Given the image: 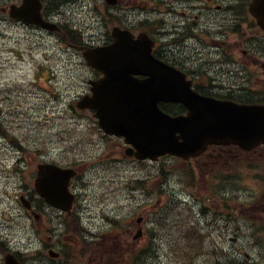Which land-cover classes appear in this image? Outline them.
<instances>
[{"label":"flooded vegetation","instance_id":"obj_1","mask_svg":"<svg viewBox=\"0 0 264 264\" xmlns=\"http://www.w3.org/2000/svg\"><path fill=\"white\" fill-rule=\"evenodd\" d=\"M40 2L41 18L46 22L56 23L59 31H46L25 20L13 18L12 6H23L24 0H0V25L11 24L20 30L44 33L49 36L50 50L61 47V53L68 56V47H75L82 54L87 48L112 43L111 29L114 27L130 31L134 38L145 33L153 41L152 56L184 73L193 91L201 96L243 102L252 101L257 98L256 93L264 92V26L261 29L250 13V0H119L113 8V21L104 22L106 30L98 39L81 45L72 42L67 37L65 25L53 17L52 1ZM23 36L24 34H19L16 41L17 56L13 55L16 62L10 58H2L7 55L0 52V76L6 66L13 65L12 74L16 77L21 75L20 85H24L23 77L27 76L35 80V87L45 88L43 95L36 94V89L33 88L32 94H35L36 101L41 100L42 104L48 105L66 103L71 106L70 98L66 100L62 92L56 93L55 86L52 89L49 87L57 74L55 68L51 69L45 64V58L50 53L45 50L40 54L38 41ZM90 73L85 84L87 91L89 80L103 77L92 69ZM32 83L29 80L28 85ZM2 97L0 96V104ZM21 103L18 102L19 107H22ZM169 106L172 104L160 105L161 108ZM177 112L178 115L185 114L186 110L181 106ZM9 122L12 121L0 116V136L3 139H6L7 132L6 129L2 131L1 125ZM1 141L0 138V145ZM4 152V148H0V153L5 155L0 160V192L2 183L6 184L3 188L5 190L8 183H11L12 189L16 192L18 190V198L25 196L31 207L27 210L20 204V216H15L20 220V229L23 231L17 235L18 242L32 239L36 247L34 252L22 256L17 251H11L19 264H70L72 253L77 254L80 248L88 249V264H91V257L94 258L93 264H152L148 234L153 229V219L150 216L156 208L153 212L150 208L140 210V223L136 221L137 216L136 219L135 216H130L132 222L135 219V227L141 225L143 229V236L139 241L134 240V230H128L125 238L120 239L117 244L108 246L101 243L99 246L98 241L92 244L96 240V234L85 228L80 229L76 220H73L76 216L75 203L69 212H61L49 206L35 192L33 182L32 185L27 184L14 171L13 166L8 165L5 161L7 153ZM121 153L124 155L123 151ZM130 160L134 165L145 164L149 169L147 175L152 173L153 163L139 162L134 158ZM178 161L182 175L188 170L196 177L202 174L206 189L204 197L211 203L209 212L201 211L203 216H208L207 225L215 242L208 246V264H264V145L244 150L235 145L212 144L197 157ZM132 172L134 176L130 181V188L133 201L142 197L150 200L153 193L146 184V178H138L145 181V189L136 188L137 178L133 169ZM29 173L30 178L34 179L35 168ZM162 186L163 181L160 197L155 195L159 199L158 205L165 207V210L168 206H164V203H168V199L167 191ZM2 194L8 196L7 192ZM185 197L183 200L189 201L185 205L191 207L192 216H200L199 198L194 199L188 194ZM0 203V264H5L8 251L3 241L8 238L4 219L8 217V213L3 201L0 200ZM55 221L62 225L69 221L76 223L73 235L60 234L50 228ZM167 247L171 250L173 246ZM98 248L103 249L100 254L95 252ZM155 263L174 264L168 259L163 263L159 257Z\"/></svg>","mask_w":264,"mask_h":264},{"label":"rangeland","instance_id":"obj_2","mask_svg":"<svg viewBox=\"0 0 264 264\" xmlns=\"http://www.w3.org/2000/svg\"><path fill=\"white\" fill-rule=\"evenodd\" d=\"M54 4L53 17L66 24L69 28L76 31L77 39H80L81 44L96 40L100 34L106 29L104 28V22H111L112 9H107L102 0H50ZM103 26V27H101ZM19 34H24V38L31 37L36 39L39 43V52L47 50L50 55L45 58V64L49 68L57 71L55 80L63 85H53L62 91L66 96V100L70 97V94L74 98L82 88L85 87V76L89 73V68L83 61L82 55L75 47H68L67 53L62 54L61 47H55L50 50L48 43L49 36L35 31H25L17 29L11 24L0 25V38L5 35L4 44H7L9 40L16 42L19 38ZM28 35V36H27ZM53 41V40H51ZM54 42V41H53ZM8 58L16 62V57L13 54H8ZM13 65H8L3 69L0 76V84H5V79L8 82V93L6 94L15 103L9 102L5 97H2L1 101L6 106L9 113H19L15 119L9 118L7 120L16 121L20 128L24 130L23 139L29 144L32 143L28 139L26 133H33L37 136V141L32 145L30 153L19 151L15 148L14 144H5L2 147L7 152V158L5 161L8 165H19L20 175L27 184L32 185L33 178H30L29 173L37 164V157L33 156V153H38L40 149H44L43 152L51 150L49 155L54 157L55 162L66 165L71 163V158L75 159L80 166H83L84 172L81 174L79 182L84 184L81 187L83 191L78 200L76 210L80 214L81 222L84 228L92 231L96 234L97 244L114 245L119 242L120 239L125 238L128 234V230H133L132 218L129 216V206L132 209V203L129 201V177L134 176L131 169L134 170L135 175L141 177L144 174L145 169L139 165H134L131 162H125L120 160L119 151L121 145L114 139L101 138L96 130V122L92 114L89 112H74L69 107H54L56 104H52L48 107H44L48 104H42V101H36L35 94H32L33 88L29 85H17L21 75L16 77L13 72ZM42 93L41 90L36 91V94ZM0 96L4 94L0 91ZM51 97V95H49ZM18 102H22L19 107ZM38 102V103H37ZM44 107V108H43ZM62 114V115H61ZM48 117V120L45 118ZM26 132V133H25ZM1 140H4L1 137ZM111 150V151H110ZM109 159L105 152H109ZM12 153L15 156H12ZM5 155L0 153V160ZM46 157V156H45ZM48 158V157H46ZM14 159V160H13ZM49 159V158H48ZM13 160V161H12ZM22 161L21 165L18 161ZM108 160V161H107ZM171 162L166 166V172L176 174L180 168L175 167ZM9 168V166H8ZM9 170V169H8ZM170 181H181L179 175H173L169 177ZM1 184V183H0ZM5 183H2L1 192H4ZM175 188L181 192L179 195L184 196L188 194L191 196V191L188 193L180 187ZM18 192V190H17ZM194 194L199 195V209L200 216H179V220L189 218L201 228V233L204 236L203 243L206 248L215 244L209 225H207L208 216H203L202 205L205 203L204 198L201 195L202 190L196 186L192 188ZM8 206L4 205L7 209L19 210L20 202L17 199L14 200V192L12 184L8 183L7 186ZM2 203H0L1 209ZM2 209V211H4ZM6 210V209H5ZM60 223V221H59ZM54 224H58L56 221ZM120 224L121 229L115 225ZM12 223H8V228H11ZM35 227V226H34ZM75 228L76 223L71 222L69 228ZM19 229H9V234L14 233ZM63 226L59 224L58 233L63 234ZM130 231V232H131ZM73 234V232L70 230ZM162 233H159L161 235ZM163 237L156 241V244H164ZM16 236V235H14ZM163 249H166L165 244ZM103 251L102 248H98L95 252L100 254ZM88 249H83L76 253H72V259L70 258V264H88L87 255ZM90 254V253H88ZM82 256V257H81ZM78 257V258H75ZM159 257L163 263L166 260H170L176 264L173 255L167 251L157 249L154 257H151L152 264L155 263V259ZM203 257L198 259L197 264H205ZM166 258V260L164 259ZM80 259H83L82 261ZM93 257H91V264H93ZM117 259V258H115Z\"/></svg>","mask_w":264,"mask_h":264},{"label":"water","instance_id":"obj_3","mask_svg":"<svg viewBox=\"0 0 264 264\" xmlns=\"http://www.w3.org/2000/svg\"><path fill=\"white\" fill-rule=\"evenodd\" d=\"M104 1L107 5L117 2ZM250 7L264 26L261 17L264 0H253ZM39 8L37 0H24V5L14 6L11 14L14 18L55 30L42 21ZM112 35L116 42L114 45L84 53L87 64L103 72L105 79L118 77L110 73L111 69L144 67L150 63L152 67L144 72L149 76L148 80L154 75H162V82L157 84L161 90L146 93L130 90L134 82L129 73L120 75L125 80L123 85L92 83L93 97H85L77 104L79 109H94L104 131L125 137V142L132 145V149L126 150L128 156L155 160L160 155L169 154L187 159L211 143H232L244 149L264 143V106L236 105L201 98L192 92L183 74L167 66L155 65L150 48L142 51V58L133 59L135 50L130 45L128 32L114 28ZM161 101L182 103L187 107L188 115L171 117L163 113L158 108ZM74 174L70 169L42 164L38 166L34 187L49 204L67 210L72 199L67 187ZM21 202L29 207L24 199L21 198Z\"/></svg>","mask_w":264,"mask_h":264},{"label":"trees","instance_id":"obj_4","mask_svg":"<svg viewBox=\"0 0 264 264\" xmlns=\"http://www.w3.org/2000/svg\"><path fill=\"white\" fill-rule=\"evenodd\" d=\"M66 32L68 33L67 37L72 41H75V43H80V39H77L76 31H73L68 26H65ZM257 101L255 99L254 101H247L248 103H253ZM169 110V109H168ZM175 111V110H174ZM71 163L67 165H76V160L71 158ZM179 167V166H177ZM181 168H179L180 170ZM179 170H177V174L181 176L182 178V185L181 181H172L170 185L172 184V191L169 194L171 198L169 199L168 203H164V206H168L165 210L163 206L158 205V197H160V191L158 192V197L155 195V193L151 196V199H146L145 204L142 205V208L145 209H154L156 208V211L152 213V219L156 223L157 229L154 232H150L149 236H154L155 233L161 235H157L156 237L161 238L163 237V232H165V236L169 237L172 236L171 239H169L170 244H183L185 247L183 248V251L186 255L192 254L195 250L201 251L202 245H203V239L204 236L201 233V231L198 229L199 227L194 223L191 222L189 218H184V220H179V216H192L191 207L186 206V203H189L188 200H183L184 196L179 195L181 192L178 191L175 187L180 185L181 188L185 192L188 193V191H191L192 198L196 199L199 198V195L194 194L192 192V188L198 186L202 190V196L204 198V204L202 205V212H209V208L211 207V203L207 202V199L204 197L206 195V189L205 185L203 183L202 174H199L197 177L193 176L191 171H185V175H182ZM188 176V180H186V177ZM163 177V174H162ZM193 181V183H192ZM153 188H156V185H152ZM157 193V192H156ZM158 205L157 207H155ZM165 238V237H164ZM151 237H149V244L152 245L150 242ZM147 253V252H145ZM150 253H152V250H150ZM190 260H192V256L190 257ZM194 261L189 262L187 264H193Z\"/></svg>","mask_w":264,"mask_h":264},{"label":"bare ground","instance_id":"obj_5","mask_svg":"<svg viewBox=\"0 0 264 264\" xmlns=\"http://www.w3.org/2000/svg\"><path fill=\"white\" fill-rule=\"evenodd\" d=\"M58 21V20H57ZM63 23V22H62ZM56 24V23H55ZM64 24V23H63ZM65 26H67L66 24H64Z\"/></svg>","mask_w":264,"mask_h":264}]
</instances>
